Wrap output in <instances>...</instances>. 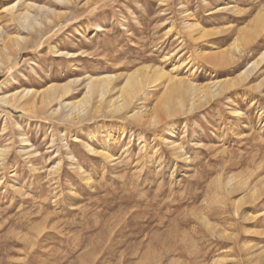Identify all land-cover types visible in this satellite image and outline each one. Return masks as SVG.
<instances>
[{
	"label": "rangeland",
	"instance_id": "rangeland-1",
	"mask_svg": "<svg viewBox=\"0 0 264 264\" xmlns=\"http://www.w3.org/2000/svg\"><path fill=\"white\" fill-rule=\"evenodd\" d=\"M263 13L264 0H0V33L20 41L0 98L67 88L38 111L0 102V264H264ZM140 69L165 77L130 110L90 97L71 113L91 77L117 76L109 100ZM161 103L174 111L159 125L129 116Z\"/></svg>",
	"mask_w": 264,
	"mask_h": 264
},
{
	"label": "bare ground",
	"instance_id": "bare-ground-1",
	"mask_svg": "<svg viewBox=\"0 0 264 264\" xmlns=\"http://www.w3.org/2000/svg\"><path fill=\"white\" fill-rule=\"evenodd\" d=\"M7 9L8 10H6V12L7 11L9 12V9L12 10V9H14V7L10 6ZM14 11H13V13H11V11H10V13L12 14V17H11L12 19L11 18L10 19L13 20L14 23L18 22L21 27L23 26L22 28L30 27L26 23L27 20L30 18L28 13H21V14L15 15ZM263 23H264V13L259 15V18H258L257 22L255 23L256 26H255L254 30H252L253 35L258 32V29L262 26ZM197 27H198L197 25H189V30H194ZM251 34H248V35L245 36V39H246L247 42H249L251 40V36H252ZM18 42H20L18 37L13 40L12 37H8L6 34H5V36H2L1 33H0V65H3V61L2 60H3V58L6 55H8L10 57L11 52H12L11 51L12 50V43H16L17 44ZM213 50H214V52H213L214 57H212V58L214 59V62L216 64H218V65L224 64V58L222 56L218 55V52H216L217 49L214 48ZM212 58H209V59H212ZM255 63H256V65H258L257 62H255ZM256 65H254V66L256 67ZM251 67H253V65ZM247 73H248V71L245 70L240 75V78L235 83H237L238 81H241L243 79V77L247 75ZM143 77H144V81H142V79H141ZM163 77H165V74H163L159 70H155V73L153 75H150L148 73V71L145 70V69H140L138 71H135L132 74H130V76L128 77L125 85L123 86V88L125 89L124 94L122 93L118 97H116L114 99H109V100H107L106 97H107L108 94H110L112 92L111 86L114 83V81L117 79V76L104 75V76H100V77H91L90 79L87 80V83H86L87 92H86V95L84 97V101L83 102L81 101V103H80V104H82V106L77 104L80 107H78V106L75 107V105H72V104L68 103L69 106H72L71 107L72 109L70 108L71 109V113H76L78 116L86 115L85 113H87V110L89 111V108L86 107V105H87L86 102H88V101L90 102V100H91L90 97H91V98H96L97 102H99V104L101 105V106H97L96 107L94 104H92L95 107L90 105L91 109H94L95 111H98L100 109V107H102V105H104L106 109L111 111L109 113H116V115L118 113L120 114L121 112L125 111L126 109H129L128 107L130 106V104L131 105L133 104L132 100H134V98L137 97V93L140 92V90H139V92L137 91L139 89V87H137V86H141V85L143 86L145 83L146 84L149 83L151 85V83L153 84V82H155L158 79H161ZM180 84H182V82L178 83L176 81L170 80L167 84L164 85V87L166 88L165 100H166V97L168 98L170 96L171 91L176 89L178 87V85H180ZM225 85H226L225 83L216 82L213 85L212 88H214V92H220L221 90L224 89ZM189 86H190V88H189L190 90H193V91L196 90V88H193L191 85H189ZM157 88H158V86H154V87L151 86V88L149 90L157 89ZM59 92H62V94H67L66 86H51L47 90H45L44 92H42V93L39 92V94H38V92H35V91L34 92H31V91H27L26 92L25 91V92L21 93V95H20V93H18L19 95L18 94H15V95L13 94V95H9V96L7 95V96H4V97H1L0 98V102L4 103L5 105L7 104L8 106L9 105L14 106L17 109H21V111L23 110L25 112H27V111L28 112H33V111H36V110L38 111V108L39 109L41 108L40 105L41 106L44 105L45 107H48L50 104H52L55 101H61V98L58 99V97H60L59 96ZM38 96H40L39 99H41L40 101H41L42 104L38 103V101H37V100H39ZM162 97H164V95L161 96V99H162ZM88 99H90V100H88ZM161 99H159V100H161ZM191 99H194V98H191ZM156 105L153 106V109L146 110V111H143L144 110L143 109V110L137 111V112H135V113H133L132 115H129V116L133 120L135 119V121L138 120L140 123L143 122V125L144 124H146V125L147 124H149V125H157L158 124L159 125L160 121L163 120V119H161L162 115H171L172 111H174V110H171L170 105H167V103L166 104L161 103L159 107L156 106ZM181 106H182V103L180 102L178 107H181ZM194 106H195V103L192 102L191 103V107L193 108ZM175 109H177V108L175 107ZM94 110H93V112H94ZM57 111H56V113L59 112V111L58 112ZM191 111H192V109L189 110V112H191ZM53 113H55V112L53 111ZM71 113H69V114H71ZM88 115H90V114H88ZM69 118L71 120V117H69ZM144 120L145 121L149 120L148 121L149 123L148 122H144ZM150 123H152V124H150ZM161 124H162V122H161ZM167 128H168V125H167ZM173 147H174V144H173ZM88 149H90V148H88ZM106 156L108 157V155H106ZM180 156H183V155L180 154Z\"/></svg>",
	"mask_w": 264,
	"mask_h": 264
}]
</instances>
